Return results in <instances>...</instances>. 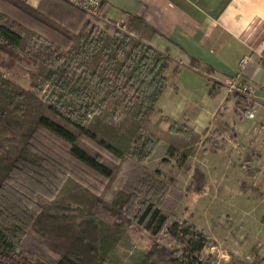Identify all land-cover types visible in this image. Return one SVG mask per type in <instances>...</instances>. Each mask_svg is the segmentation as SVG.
<instances>
[{"label": "trees", "instance_id": "obj_1", "mask_svg": "<svg viewBox=\"0 0 264 264\" xmlns=\"http://www.w3.org/2000/svg\"><path fill=\"white\" fill-rule=\"evenodd\" d=\"M127 26L138 38L101 28L62 0L37 8L0 0V219L31 211L30 230L59 257L29 259L0 228V264H106L133 223L154 238L137 264H211L201 256L207 236L194 222L167 226L161 171L137 169L164 142L183 171L192 170L184 192L201 194L207 183L188 161L201 135L165 115L152 118L175 66L148 45L154 30L143 19L130 16ZM19 62L33 67L28 88L3 71ZM220 88L214 84L209 97ZM232 95L240 114L252 108ZM229 130L202 140L206 150L223 151ZM165 232L177 249L161 242ZM230 256L227 264L262 263Z\"/></svg>", "mask_w": 264, "mask_h": 264}, {"label": "crops", "instance_id": "obj_2", "mask_svg": "<svg viewBox=\"0 0 264 264\" xmlns=\"http://www.w3.org/2000/svg\"><path fill=\"white\" fill-rule=\"evenodd\" d=\"M41 1L25 0L33 8ZM103 3L104 13L111 20H128L130 16L143 19L154 30L148 45L167 55L175 66L176 72L169 73L167 86L157 101V115L185 122L201 135V144L207 134L230 128L221 136L225 149L214 153L216 159L197 162L207 183L201 194L193 193L200 199L214 193L213 201L225 200L226 207L222 208L232 210L236 224L243 228L236 236L232 230L221 236L216 234L215 230L221 231L215 226H211L213 230L208 234L196 225L210 235L207 239L215 251L207 255L213 257L215 252H221L220 244L224 241L226 255L217 253L216 257L225 256L226 264L230 254L247 260L256 256L264 264V0H103ZM245 56L248 60L241 69L240 61ZM225 78L253 85L255 93L250 102L256 108L253 119L240 114L243 105L226 93L221 84L217 95L209 97L213 85ZM207 153L205 150L204 156ZM232 172L233 179L229 177ZM218 194L223 197L217 198ZM201 208L205 210L208 206ZM248 238L251 244L247 243Z\"/></svg>", "mask_w": 264, "mask_h": 264}, {"label": "rangeland", "instance_id": "obj_3", "mask_svg": "<svg viewBox=\"0 0 264 264\" xmlns=\"http://www.w3.org/2000/svg\"><path fill=\"white\" fill-rule=\"evenodd\" d=\"M1 59H5V56L0 54V60ZM32 68L33 67L19 62L16 63L13 68H4L3 71L7 78L28 88V71ZM157 117L158 115L156 112V114L152 117L153 121H155ZM210 135L211 134L209 133L205 137H209ZM207 147L208 145L203 143L195 145L196 151L193 152L194 154H192V156L188 159L191 166H196L199 160H204L206 158L208 160L212 158L216 159V156L212 152H208L207 155L204 156ZM167 149L168 145L161 142L156 146V149L149 157V160L143 166L139 165L137 167V169L141 168L143 171L145 170V175H149V171L155 170V168H158L161 171V178L168 185L169 191L166 209L164 211V213L168 216L167 226L177 221L181 222L182 220H191L198 226V228H200L201 231L207 232L208 234H211L213 230L211 229V226L212 228L214 226L217 227L221 232L217 230H215V232L217 235L221 236H224V231L226 232L227 230H232L235 236L237 233L242 231L243 227L236 224V215L234 212L232 210L224 209L226 207V205L223 204L225 203V200H223V203L213 201L211 197L214 193H209V195H205L200 199L194 193L184 192L185 187L190 183V173H192V170L191 172L188 171V173L184 172L181 167L178 154L172 153L168 155ZM163 157H167L168 160L162 161ZM127 177L130 179L129 175ZM229 177L233 179L234 172L230 173ZM116 188H118V185L114 186V189ZM217 196V198L223 197L222 194H218ZM231 196H233L232 192ZM227 205L231 204L227 203ZM202 206H208V208L203 210L201 208ZM217 207L220 209H215ZM33 216V213L29 210L20 211L9 217L0 219V228L21 244V248L26 252L29 259L59 260L56 253L45 247L41 243L40 237L30 230V224ZM133 224V227H129L124 239L120 242L117 249L106 264H137L142 253H144L152 243L154 239L153 236L146 230H143L144 228L141 229L138 225H135V223ZM160 240L168 249H177L168 232L161 235ZM250 242L251 240L248 238L247 243L251 244ZM212 245V243H208V245L203 249L201 254L203 258L210 256L207 255L210 254V251H215L211 250ZM223 246H227V243L224 241L220 244V250L218 249L219 251H222L215 252V256L211 257V264H226L225 256L216 257L217 253L226 255ZM253 248L254 247H251L250 250L252 251Z\"/></svg>", "mask_w": 264, "mask_h": 264}, {"label": "built area", "instance_id": "obj_4", "mask_svg": "<svg viewBox=\"0 0 264 264\" xmlns=\"http://www.w3.org/2000/svg\"><path fill=\"white\" fill-rule=\"evenodd\" d=\"M65 1L78 9L84 11L88 18L101 28H107L108 30H117L121 33L130 36L132 38H138L137 32L134 29L128 28V20L109 19L104 13L103 0H62ZM248 57H243L240 61V68L247 63ZM219 84L223 86L226 93L229 94H240L248 99L249 102L255 93V88L253 85L247 82H238L236 79L225 78L222 79ZM256 108L248 109L245 113V117L248 119H253L255 116Z\"/></svg>", "mask_w": 264, "mask_h": 264}]
</instances>
